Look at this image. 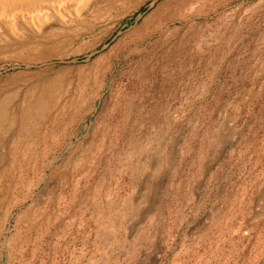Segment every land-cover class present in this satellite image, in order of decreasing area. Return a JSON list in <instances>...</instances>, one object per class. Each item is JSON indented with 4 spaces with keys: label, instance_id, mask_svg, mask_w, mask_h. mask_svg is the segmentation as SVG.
I'll return each mask as SVG.
<instances>
[{
    "label": "rangeland",
    "instance_id": "1",
    "mask_svg": "<svg viewBox=\"0 0 264 264\" xmlns=\"http://www.w3.org/2000/svg\"><path fill=\"white\" fill-rule=\"evenodd\" d=\"M0 264H264V0H0Z\"/></svg>",
    "mask_w": 264,
    "mask_h": 264
},
{
    "label": "bare ground",
    "instance_id": "2",
    "mask_svg": "<svg viewBox=\"0 0 264 264\" xmlns=\"http://www.w3.org/2000/svg\"><path fill=\"white\" fill-rule=\"evenodd\" d=\"M5 1H7V0H5ZM12 1V0H11ZM48 1V0H47ZM55 1V0H54ZM4 2V1H3ZM20 2V1H19ZM23 2V1H22ZM18 3V2H17ZM4 4V3H3ZM24 4V3H23ZM43 4H45V3H43ZM50 4V3H49ZM52 4V3H51ZM61 4V3H60ZM75 4H76V2H75ZM22 6V5H21ZM20 6V7H21ZM23 6H25V5H23ZM32 6V5H31ZM5 7V6H4ZM14 7V6H13ZM30 7V6H29ZM35 7V6H34ZM49 7V6H48ZM24 8V7H23ZM47 8V7H46ZM12 9V8H11ZM32 9V8H31ZM30 9V10H31ZM4 10H5V8H4ZM14 10V9H13ZM36 10V9H35ZM56 10V9H55ZM76 10V9H75ZM18 11V10H17ZM42 12H43V10H41ZM60 11V10H59ZM15 12H16V10H15ZM34 13V12H33ZM36 13H38V12H36ZM61 13V12H60ZM42 14H44V13H42ZM77 15H78V13H77ZM34 17V16H33ZM62 17V16H61ZM14 18V17H13ZM42 18V17H41ZM52 18V17H51ZM104 18V17H103ZM12 19V18H11ZM45 19V18H44ZM92 19H94V18H92ZM100 19V18H99ZM80 20V19H79ZM86 20V19H85ZM32 21V20H31ZM33 21H34V19H33ZM41 21V20H40ZM50 21V20H49ZM61 22V21H60ZM36 23V22H35ZM34 23V24H35ZM63 24V23H62ZM93 24V23H92ZM23 25H24V23H23ZM15 26H17V25H15ZM19 26V25H18ZM17 26V27H18ZM79 26V25H78ZM17 27H15V29L17 28ZM34 27V26H33ZM39 27V26H38ZM80 27H82V26H80ZM91 28H93V27H91ZM17 29H19V28H17ZM70 29V28H69ZM58 30V29H57ZM37 32V31H36ZM54 32V31H53ZM94 31H92V33H93ZM21 33V32H20ZM78 34V33H77ZM42 35V34H41ZM81 35H83V34H81ZM65 38H69V37H65ZM65 38H62V39H65ZM61 39V38H60ZM48 40V39H47ZM40 41V40H39ZM49 41V40H48ZM55 41H56V39H55ZM54 42V41H53ZM57 42V41H56ZM77 42V41H76ZM43 43V42H42ZM47 43V42H46ZM50 43H51V41H50ZM45 45H47V44H45ZM51 45V44H50ZM56 46H57V44H56ZM66 46V45H65ZM48 51V50H47ZM62 51V50H61ZM60 51V52H61ZM76 52V51H75ZM79 53V52H78ZM77 53V54H78ZM82 53V52H81ZM49 54V53H48ZM74 54V53H73ZM84 54V53H83ZM75 56V55H74ZM49 57V56H48ZM55 58V57H54ZM58 58V57H57Z\"/></svg>",
    "mask_w": 264,
    "mask_h": 264
}]
</instances>
